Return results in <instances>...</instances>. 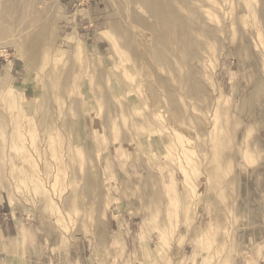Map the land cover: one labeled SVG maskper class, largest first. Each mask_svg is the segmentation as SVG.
Returning a JSON list of instances; mask_svg holds the SVG:
<instances>
[{"label":"rangeland","instance_id":"1","mask_svg":"<svg viewBox=\"0 0 264 264\" xmlns=\"http://www.w3.org/2000/svg\"><path fill=\"white\" fill-rule=\"evenodd\" d=\"M110 147L176 168L207 211L193 234L216 243L202 254L213 264L252 251V226H264V0H0V225L10 214L33 226L36 259L87 257ZM142 197L134 186L126 204L150 221Z\"/></svg>","mask_w":264,"mask_h":264},{"label":"crops","instance_id":"2","mask_svg":"<svg viewBox=\"0 0 264 264\" xmlns=\"http://www.w3.org/2000/svg\"><path fill=\"white\" fill-rule=\"evenodd\" d=\"M101 4L95 2L93 7ZM108 152L102 173L103 200L107 208L104 214H96L88 238L83 239L84 251H89V255L86 257L84 252L80 259L61 256L36 259L32 251L43 245L41 236L34 234L33 226H24L14 216L6 214L0 225L5 234L3 243L0 241V253H3L0 264H213L202 254L216 243L202 237L199 244L193 234L205 232L207 211L201 210L203 205L193 206L192 192L176 168L167 167L161 161L155 166L145 161H123L111 147ZM198 183L205 181L200 178ZM134 186L143 195V207L152 206L150 221L143 219L146 216L135 208L127 207L126 201L128 197L131 199ZM149 200L156 203L150 204ZM96 212L101 213V210ZM260 228L263 235L258 236L257 226H252V251L236 250L232 256L240 259L232 258L227 262L221 257L218 264H264V226ZM27 252L30 255H23Z\"/></svg>","mask_w":264,"mask_h":264},{"label":"bare ground","instance_id":"3","mask_svg":"<svg viewBox=\"0 0 264 264\" xmlns=\"http://www.w3.org/2000/svg\"><path fill=\"white\" fill-rule=\"evenodd\" d=\"M141 3H144V2H141ZM21 4V3H20ZM31 4V3H30ZM140 4V3H139ZM149 6H150V4H149ZM15 8H17V7H15ZM14 8V9H15ZM154 8H156V7H154ZM13 9V8H12ZM11 9V10H12ZM151 10V9H150ZM13 11V10H12ZM156 12V11H155ZM4 14H6V13H4ZM11 14V13H10ZM16 14V13H15ZM155 14V13H154ZM158 14V13H157ZM159 16V15H158ZM133 17H134V15H133ZM153 18V17H152ZM159 18H160V16H159ZM161 19V18H160ZM116 22V21H115ZM115 22H113V20L111 21V27H113V28H118V26H117V24L115 23ZM130 26V25H129ZM133 26V25H132ZM28 27V26H27ZM182 27V26H181ZM10 28V27H9ZM4 29V28H3ZM132 31V30H131ZM21 32V31H20ZM24 32V31H23ZM125 35H127V34H125ZM132 35H133V33H132ZM26 165V164H25Z\"/></svg>","mask_w":264,"mask_h":264},{"label":"built area","instance_id":"4","mask_svg":"<svg viewBox=\"0 0 264 264\" xmlns=\"http://www.w3.org/2000/svg\"><path fill=\"white\" fill-rule=\"evenodd\" d=\"M85 0H75V3L78 7L85 6L88 3V0H86V3H84Z\"/></svg>","mask_w":264,"mask_h":264}]
</instances>
